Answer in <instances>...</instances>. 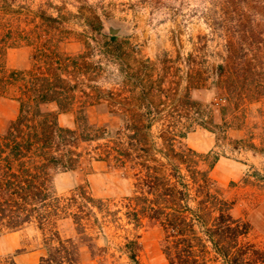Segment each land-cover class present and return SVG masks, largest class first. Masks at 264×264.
Segmentation results:
<instances>
[{"label":"trees","instance_id":"16d2710c","mask_svg":"<svg viewBox=\"0 0 264 264\" xmlns=\"http://www.w3.org/2000/svg\"><path fill=\"white\" fill-rule=\"evenodd\" d=\"M15 1L0 0V98L12 89L19 101L17 115L0 130V236L33 227L45 244L38 264H80L81 247L91 253L94 248L90 228L102 219L126 232L145 225L160 228L162 251L170 264H264V246L252 236V224L232 213L235 200L212 176L220 153H201L181 142L190 113L197 115L192 119L195 124L214 132L217 145L227 139L228 128L240 129L239 123H231L239 118L240 107L244 121L257 106L262 124L258 143L252 131L238 140H249L244 146L264 153V81L255 79L260 72L249 60H237L238 46L228 41L224 59L217 64V73L230 80L228 88L223 86L227 97L217 101L228 112L222 133H217L210 126L212 117H198L202 103L188 89L180 93L177 86L169 91L161 84L153 93L139 87L142 79L137 76L135 85L126 90L79 89L77 78L88 68L86 52L72 57L52 50L56 56L39 59L35 69L34 63L27 70L7 69L2 58L8 37L17 28ZM256 6L264 11V0ZM38 16L51 26L59 20L50 14ZM92 30L103 55L123 58L122 37L106 33L99 16ZM41 51L42 56L47 54ZM247 70L253 75L246 76ZM156 86L151 88L157 91ZM79 98L91 105L105 103L112 124L91 123L82 115L75 127L61 125L58 115L72 109ZM85 141L97 143L88 152L80 149ZM88 157L109 161L131 174L132 186L121 205L114 203L112 208L83 186L68 196L56 192L52 171L74 169ZM67 218L76 238L63 236L58 228L59 221ZM124 239V251L140 264L138 240L129 234ZM0 264L16 262L7 256L0 257Z\"/></svg>","mask_w":264,"mask_h":264},{"label":"rangeland","instance_id":"374dc122","mask_svg":"<svg viewBox=\"0 0 264 264\" xmlns=\"http://www.w3.org/2000/svg\"><path fill=\"white\" fill-rule=\"evenodd\" d=\"M258 1L263 0H16L17 28L14 36L8 37L2 61L9 70H27L32 63L34 69L38 67L39 59L48 54L55 57L52 50L72 57L86 52L88 68L77 78L79 89L126 90L135 85L136 76L142 79L139 87L153 93L161 84L169 91L177 86L180 93L188 89L191 97L202 103L198 117H212L210 126L222 133L228 112L224 113L223 104L217 105V101L227 97L223 86L228 88L230 80L216 70L224 59V45L234 42L238 46L237 60H249L260 72L254 74L255 79L264 81V11L256 6ZM43 13L59 18L55 26L45 20L42 23L38 15ZM98 16L106 33L104 22L108 19L126 27V34L119 35L122 59H109L101 53L92 30ZM13 42L14 46H9ZM41 50L47 54L42 56ZM248 75L253 74L249 71ZM154 84L157 91L151 88ZM82 99L58 115L61 125L75 127L82 115L91 123L112 124L105 103L91 105ZM18 107L15 90L0 98V130L15 118ZM240 111L242 107L239 118L231 122L239 123L240 129L232 132L228 128L227 139L217 145L214 132L195 124L197 115L190 113L191 120H184L187 129L181 142L201 153H220L212 176L222 192L235 200L232 213L250 221L252 236L264 246V153L244 146L249 140H238L252 131L258 143L261 117L257 106L249 110L244 121ZM96 143L81 142L80 149L90 152ZM132 181L131 174L113 163L89 157L74 169L52 171V185L58 194L68 196L83 186L95 197L109 201L112 208L114 203L121 205ZM126 227L133 228L130 224ZM58 228L63 236L76 238L71 219L60 220ZM90 231L94 248L91 253L81 247L80 264H134L123 249L127 234L138 240L140 264H170L162 251V231L158 227L145 225L126 232L101 219ZM44 251L42 234L33 227L0 236V257H12L16 264H38Z\"/></svg>","mask_w":264,"mask_h":264},{"label":"water","instance_id":"95a60500","mask_svg":"<svg viewBox=\"0 0 264 264\" xmlns=\"http://www.w3.org/2000/svg\"><path fill=\"white\" fill-rule=\"evenodd\" d=\"M104 25L107 28V33L110 35H120V34H126L127 29L122 24H117L113 20L108 19L104 22Z\"/></svg>","mask_w":264,"mask_h":264},{"label":"crops","instance_id":"0c3cea01","mask_svg":"<svg viewBox=\"0 0 264 264\" xmlns=\"http://www.w3.org/2000/svg\"><path fill=\"white\" fill-rule=\"evenodd\" d=\"M19 231V230H18ZM18 231H14V232H18ZM9 233H11V232H9ZM13 233V232H12Z\"/></svg>","mask_w":264,"mask_h":264}]
</instances>
